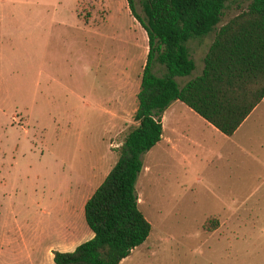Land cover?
<instances>
[{
	"label": "rangeland",
	"instance_id": "obj_1",
	"mask_svg": "<svg viewBox=\"0 0 264 264\" xmlns=\"http://www.w3.org/2000/svg\"><path fill=\"white\" fill-rule=\"evenodd\" d=\"M212 36L186 41L178 86ZM145 54L124 0H0V264H53L91 237L82 205L135 125ZM161 115L134 184L150 230L118 264H264V99L229 136L177 100Z\"/></svg>",
	"mask_w": 264,
	"mask_h": 264
},
{
	"label": "trees",
	"instance_id": "obj_2",
	"mask_svg": "<svg viewBox=\"0 0 264 264\" xmlns=\"http://www.w3.org/2000/svg\"><path fill=\"white\" fill-rule=\"evenodd\" d=\"M124 1L146 37L132 113L135 125L116 147L113 165L83 202L91 237L71 251L53 250V264H118L146 239L150 225L137 208L134 184L141 155L159 141L161 113L172 101L229 136L264 96V0H138L140 13L135 0ZM232 3L238 12L215 28ZM211 31L200 73L178 86L175 77L188 75L194 67L186 41ZM154 64L163 68L161 74L152 71ZM216 227L211 219L202 224L205 231Z\"/></svg>",
	"mask_w": 264,
	"mask_h": 264
},
{
	"label": "crops",
	"instance_id": "obj_3",
	"mask_svg": "<svg viewBox=\"0 0 264 264\" xmlns=\"http://www.w3.org/2000/svg\"><path fill=\"white\" fill-rule=\"evenodd\" d=\"M219 26H220V25H219ZM209 43H210V42H209ZM207 46H208V45H207ZM186 47H187V46H186ZM206 48H207V47H206ZM187 49H188V48H187ZM201 60H202V59H201ZM263 99H264V96H263L262 99H261V100H260V101H259L254 107H253L252 110H254V109L257 107V105H258ZM169 105H170V104H169ZM169 105H168V106H169ZM168 106H167V107H168ZM186 107H187V106H186ZM188 109H189V108H188ZM252 110H251V111H252ZM251 111H250V112H251ZM192 112H193V111H192ZM250 112H249V113H250ZM245 118H246V117H245ZM202 120H203V119H202ZM203 121H204V120H203ZM160 122H161V129H162V115H161V117H160ZM207 124H208V123H207ZM210 126H211V125H210ZM211 127H212V126H211ZM215 130H216V129H215ZM50 257H51V255H50Z\"/></svg>",
	"mask_w": 264,
	"mask_h": 264
}]
</instances>
